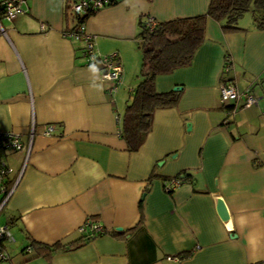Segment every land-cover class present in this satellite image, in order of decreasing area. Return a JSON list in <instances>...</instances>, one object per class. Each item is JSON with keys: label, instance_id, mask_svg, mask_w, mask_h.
<instances>
[{"label": "crops", "instance_id": "crops-1", "mask_svg": "<svg viewBox=\"0 0 264 264\" xmlns=\"http://www.w3.org/2000/svg\"><path fill=\"white\" fill-rule=\"evenodd\" d=\"M208 2L119 0L90 16L96 54L116 53L122 64L110 94L100 61L85 64L82 42L67 35L65 0H25L23 13L0 19V130L31 136L28 154L0 155L12 188L0 208L11 239L0 243V264H264V31L252 22L224 34L207 20L191 64L156 79L159 93L181 90L177 106L154 112L136 152L119 136L141 64L139 21L199 15ZM223 79L251 88L256 104L227 103V116ZM182 173L167 193L163 181ZM86 221L107 233L49 260L23 252L28 239L71 243Z\"/></svg>", "mask_w": 264, "mask_h": 264}, {"label": "trees", "instance_id": "trees-1", "mask_svg": "<svg viewBox=\"0 0 264 264\" xmlns=\"http://www.w3.org/2000/svg\"><path fill=\"white\" fill-rule=\"evenodd\" d=\"M1 1L0 19H3L4 8ZM77 1L79 0H65L64 3L65 20L72 24L71 29L67 30L68 32H75L80 24L85 25L86 20L101 9L88 7L83 13L75 14L71 7ZM118 1L107 0L103 7L114 5ZM247 11H251L254 27L264 31V0H209L206 11L199 15L175 17L162 22L152 19L154 22L152 27L149 26V17L143 22L139 21L136 39L141 54V64L137 74V82L128 95L121 118H117L119 136L125 142L128 152H136L145 141L151 130L155 111L173 108L179 102L181 90L157 92L155 88L157 77L169 75L175 70L188 67L191 64L195 52L204 41L207 20H212L218 24L224 34L243 32L246 30L238 27L237 21ZM230 65V58L226 53L223 67H226L228 71ZM221 81L234 84L230 80L223 79ZM251 92L253 93L252 89ZM221 107L227 110L231 109L226 105ZM174 178L179 179L182 183L184 179H187V174H178ZM169 180L171 179H165L163 183ZM4 184L6 189L10 188L9 181L4 182ZM172 191L169 190L167 193L171 194ZM92 237L94 236H82L71 243H59L51 246L28 239V245L23 249V252L32 251L49 260L54 253L76 249Z\"/></svg>", "mask_w": 264, "mask_h": 264}, {"label": "built area", "instance_id": "built-area-1", "mask_svg": "<svg viewBox=\"0 0 264 264\" xmlns=\"http://www.w3.org/2000/svg\"><path fill=\"white\" fill-rule=\"evenodd\" d=\"M107 3V0H79L72 4V11L76 13H83L86 8L99 9L102 8ZM24 4L25 0H2L1 5L4 8V19L8 21H12L18 15L24 12ZM150 25L153 26L154 22L150 18ZM67 35L72 36L73 38H78L83 42V47L81 48V58L85 64H94L97 61L101 63V71L100 77L102 80L113 82L114 86L108 89V93L110 94L116 85L121 80L122 74V64L118 58L116 53L108 54L100 56L96 54L93 46L92 37L85 31V25L80 24L75 32H68ZM223 71L226 72L227 68L223 67ZM219 101L222 105H226L227 103L240 102L241 108H249L256 104L257 97L251 92L249 87L238 90L236 85L232 83H225L221 81L219 84ZM235 107H231L230 110L226 111L227 116L233 115ZM52 132L51 127H47L45 134L49 135ZM31 145V136L29 142H23L22 138L19 134L12 131H2L0 130V155L2 152L6 151H26L28 154ZM9 169L6 166L4 161L0 160V208L3 203L7 200L12 192V188L6 189V186L3 184V180L8 176ZM179 179H171L169 181H165V191L174 190L177 186H179ZM79 231L85 236H98L102 234H106L107 230L98 224L90 223L86 221L79 229ZM10 239V234L5 227H0V240ZM0 258L7 259V256L0 249Z\"/></svg>", "mask_w": 264, "mask_h": 264}, {"label": "water", "instance_id": "water-1", "mask_svg": "<svg viewBox=\"0 0 264 264\" xmlns=\"http://www.w3.org/2000/svg\"><path fill=\"white\" fill-rule=\"evenodd\" d=\"M178 88H173V90H177ZM216 212L219 216V218L222 221H227L229 218V213L226 209V206L224 204V202L221 199H218L216 202Z\"/></svg>", "mask_w": 264, "mask_h": 264}, {"label": "rangeland", "instance_id": "rangeland-1", "mask_svg": "<svg viewBox=\"0 0 264 264\" xmlns=\"http://www.w3.org/2000/svg\"><path fill=\"white\" fill-rule=\"evenodd\" d=\"M251 11H247L244 15L237 21L238 27H243L247 24L252 23Z\"/></svg>", "mask_w": 264, "mask_h": 264}]
</instances>
